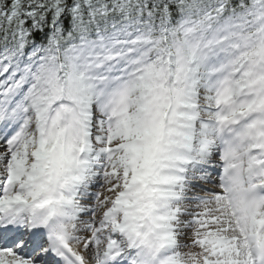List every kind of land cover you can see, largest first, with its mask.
<instances>
[{
    "label": "snow or ice",
    "instance_id": "6c2138e0",
    "mask_svg": "<svg viewBox=\"0 0 264 264\" xmlns=\"http://www.w3.org/2000/svg\"><path fill=\"white\" fill-rule=\"evenodd\" d=\"M0 264H264V0H0Z\"/></svg>",
    "mask_w": 264,
    "mask_h": 264
}]
</instances>
